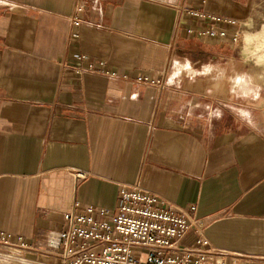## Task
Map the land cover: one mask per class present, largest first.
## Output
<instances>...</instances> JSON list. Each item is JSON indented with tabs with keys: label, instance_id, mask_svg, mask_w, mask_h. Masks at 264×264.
<instances>
[{
	"label": "crops",
	"instance_id": "1",
	"mask_svg": "<svg viewBox=\"0 0 264 264\" xmlns=\"http://www.w3.org/2000/svg\"><path fill=\"white\" fill-rule=\"evenodd\" d=\"M243 6L0 0V233L40 241L77 206L114 210L139 183L196 206L213 248L264 258V78L189 13L238 19ZM81 56L116 78L76 74Z\"/></svg>",
	"mask_w": 264,
	"mask_h": 264
},
{
	"label": "built area",
	"instance_id": "2",
	"mask_svg": "<svg viewBox=\"0 0 264 264\" xmlns=\"http://www.w3.org/2000/svg\"><path fill=\"white\" fill-rule=\"evenodd\" d=\"M189 13L214 26L236 24L218 16ZM72 23H79L75 15ZM199 36H218L235 44L240 35L238 30L210 26L200 31ZM85 59L81 56L72 66L76 74L116 78L115 73L105 69L104 62L83 66ZM196 209V206L182 208L165 203L136 183L120 188L114 210L77 206V211L64 215L62 230L49 232L37 242L0 233V248L12 251L11 259L24 264H264V258L213 248L199 224ZM191 231L195 232V240L186 245L184 241Z\"/></svg>",
	"mask_w": 264,
	"mask_h": 264
},
{
	"label": "rangeland",
	"instance_id": "3",
	"mask_svg": "<svg viewBox=\"0 0 264 264\" xmlns=\"http://www.w3.org/2000/svg\"><path fill=\"white\" fill-rule=\"evenodd\" d=\"M244 6L238 11V19L218 16L220 18L236 21V24L225 26L224 24L211 23L208 27H215L216 29H228L230 31H239V40L232 44L239 48V62L240 64H251L255 66L256 73L259 77L264 78V0H238ZM215 16L211 14H206ZM207 27V28H208ZM230 42V41H229ZM231 43V42H230ZM192 50H197V47H191ZM197 57V51L195 52ZM182 52L174 56L171 66L175 65L177 74L183 73L182 63L184 62ZM139 253V252H137ZM12 251L5 248H0V261L10 263L14 261L11 259ZM18 262V261H16ZM20 263V262H19Z\"/></svg>",
	"mask_w": 264,
	"mask_h": 264
},
{
	"label": "bare ground",
	"instance_id": "4",
	"mask_svg": "<svg viewBox=\"0 0 264 264\" xmlns=\"http://www.w3.org/2000/svg\"><path fill=\"white\" fill-rule=\"evenodd\" d=\"M0 264H24V263H19V262H16V261H10V263H4L2 261H0Z\"/></svg>",
	"mask_w": 264,
	"mask_h": 264
}]
</instances>
